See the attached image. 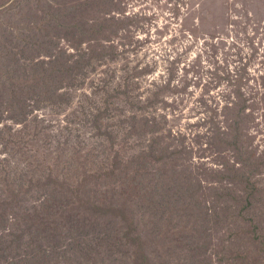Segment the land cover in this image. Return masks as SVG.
Here are the masks:
<instances>
[{"label": "rangeland", "instance_id": "obj_1", "mask_svg": "<svg viewBox=\"0 0 264 264\" xmlns=\"http://www.w3.org/2000/svg\"><path fill=\"white\" fill-rule=\"evenodd\" d=\"M0 264H264V0H0Z\"/></svg>", "mask_w": 264, "mask_h": 264}]
</instances>
